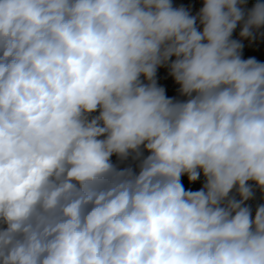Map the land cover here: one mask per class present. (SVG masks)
I'll list each match as a JSON object with an SVG mask.
<instances>
[{
  "label": "clouds",
  "instance_id": "clouds-1",
  "mask_svg": "<svg viewBox=\"0 0 264 264\" xmlns=\"http://www.w3.org/2000/svg\"><path fill=\"white\" fill-rule=\"evenodd\" d=\"M246 3L0 0V264H264V204L245 203L264 63L232 39L264 29V2Z\"/></svg>",
  "mask_w": 264,
  "mask_h": 264
},
{
  "label": "rangeland",
  "instance_id": "rangeland-1",
  "mask_svg": "<svg viewBox=\"0 0 264 264\" xmlns=\"http://www.w3.org/2000/svg\"><path fill=\"white\" fill-rule=\"evenodd\" d=\"M257 0H247L245 5L246 8H250L256 3ZM260 2H264V0H260ZM172 4L174 7H184L186 10L190 12L191 15L196 16L203 6V0H172ZM199 24V21H197ZM200 30H202V26H199ZM241 31V26L238 25L237 28L234 30L232 34V39L239 41L242 44L241 49V58L248 59V58H255L258 62L264 63V29H260L256 32L253 38H242L240 37L239 33ZM172 59H175L173 57ZM171 62V61H170ZM143 80L144 78L141 77ZM156 82L158 87H162L165 90V95L168 98L177 101H184L187 97L182 96L180 94L179 88L180 86L175 82L174 78L170 75V69L167 65H162L157 69L156 72ZM147 83V81H145ZM99 113H94L93 115H98ZM145 155L148 153L145 152ZM112 162L116 164L118 167H127L132 166L135 168L136 162L133 161L131 158L127 161L121 162L118 160L116 156H113ZM205 182V178L201 173L200 177L194 181L190 182L188 180L187 175L181 177V183L186 191H198L203 187ZM254 187V196L252 199L246 201V205L250 207L252 216L254 218L255 211L260 204H264V193H262L258 188ZM257 189V190H255ZM235 194V193H233ZM239 199V196H236Z\"/></svg>",
  "mask_w": 264,
  "mask_h": 264
},
{
  "label": "trees",
  "instance_id": "trees-1",
  "mask_svg": "<svg viewBox=\"0 0 264 264\" xmlns=\"http://www.w3.org/2000/svg\"><path fill=\"white\" fill-rule=\"evenodd\" d=\"M255 190H257V189H255Z\"/></svg>",
  "mask_w": 264,
  "mask_h": 264
}]
</instances>
